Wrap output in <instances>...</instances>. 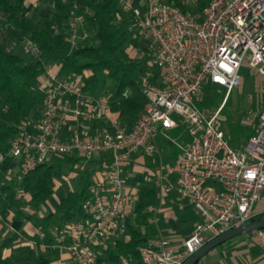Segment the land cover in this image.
<instances>
[{
  "label": "built area",
  "instance_id": "built-area-1",
  "mask_svg": "<svg viewBox=\"0 0 264 264\" xmlns=\"http://www.w3.org/2000/svg\"><path fill=\"white\" fill-rule=\"evenodd\" d=\"M65 2L66 0H62ZM129 28L150 39L136 58L147 55L148 69L140 77L149 104L131 126L110 117L106 96L83 90L81 77L61 79L50 67L41 86V117L24 126L10 142V154L21 158L26 174L50 156H76L89 160L102 156V169L93 174L90 195L81 203L84 217L39 231L54 247L68 254L67 264H97L100 255L124 236L128 217L138 200L137 189L123 177L130 155L156 152L154 137L173 128L178 120L189 124L192 141L173 166L158 173L154 183L164 194L176 188L181 199L201 216L192 232L178 244L160 233L138 247L142 264H183L209 240L251 221L259 214L256 203L264 189V99L254 134L242 147H233L218 122L217 110L205 115L197 107L205 82L226 89L242 85L241 69L260 78L264 94V0H118ZM182 6L188 7L183 10ZM190 6L191 9H190ZM70 41L77 44V24ZM24 46L36 57L32 40ZM77 123L66 130L69 121ZM103 120L101 127L89 124ZM4 157L0 156V163ZM173 175L174 183L167 180ZM33 243V242H32ZM33 246H37L33 243ZM41 246H44L41 244ZM120 255L116 264H133Z\"/></svg>",
  "mask_w": 264,
  "mask_h": 264
},
{
  "label": "trees",
  "instance_id": "trees-1",
  "mask_svg": "<svg viewBox=\"0 0 264 264\" xmlns=\"http://www.w3.org/2000/svg\"><path fill=\"white\" fill-rule=\"evenodd\" d=\"M170 1L179 3V0ZM197 2L196 8H201L209 0ZM78 17L83 18L76 25L83 37L73 45L71 25ZM129 23L118 0H39L38 5L30 0H0V156L4 157L0 164L18 159L10 154L11 140L24 126H32L40 119L41 86L50 67L58 68L61 79L85 74L83 90L93 97L106 96L111 113H118L125 125L131 126L146 110L149 101L141 91L140 77L148 69L155 72L156 69L146 65L147 55L136 58L132 54L133 49L144 50L145 44L143 36L131 30ZM26 40H32L39 51L31 62L25 61L14 48L24 45ZM101 79L108 82L107 86H98ZM226 92L216 107L220 108L217 118L222 114L218 122L229 144L242 147L254 134L257 115L249 126L242 123L243 113H224L229 101L228 97L225 99ZM201 111L211 115L216 110ZM177 120L173 128L161 131L178 146L168 158L169 167L193 138L189 124L179 117ZM78 159L50 156L26 174L22 173V166L15 173L8 166L0 169V221L4 227L9 223L19 226L18 233L11 231L0 238V264H52L59 260L60 251L52 239L49 236L40 239L38 233L70 220H81L84 217L81 203L90 195L88 180L96 169L103 168L102 156L86 162L81 170L86 184L78 190L57 182L55 173L64 176L66 169H73ZM18 160L23 163L21 158ZM132 184L137 189L138 200L133 214L126 219L124 236L100 255L97 264H116L122 254L128 255L133 264H142L138 247L155 235V226L151 224L150 228L147 218L160 205L158 186L153 176L135 178ZM54 195L57 196L55 208L39 215ZM261 218L264 213L252 220ZM28 222L34 228L32 232L23 228Z\"/></svg>",
  "mask_w": 264,
  "mask_h": 264
},
{
  "label": "rangeland",
  "instance_id": "rangeland-1",
  "mask_svg": "<svg viewBox=\"0 0 264 264\" xmlns=\"http://www.w3.org/2000/svg\"><path fill=\"white\" fill-rule=\"evenodd\" d=\"M32 2V0H31ZM35 5H38L39 0H35ZM34 5V3H33ZM192 6H190L191 9ZM143 36V35H142ZM143 43L145 45L150 44V39L147 37H143ZM15 51L20 54L25 61L31 62L35 60V56L31 54L30 51L26 49V47L21 44L19 46L14 47ZM134 54V50L132 52ZM149 57L147 56L146 59V65L148 64V59ZM241 74L243 75V83L242 86L240 87H235L233 88L228 94L226 92V89L223 87H220L218 85L212 84L210 82H205L203 85L202 93H201V99L202 102L197 103V107L199 109L206 108L209 110V112H214L216 109L218 103L221 101V98L223 97L224 93L226 92L225 99L228 97L229 101L227 103L226 109L224 113H232V114H242L244 115V118L242 120L243 124L251 126L254 123V119L258 113V109L260 105L263 102L264 99V94L261 93L260 88L258 87V78L254 76V74L251 73L249 68L243 67L241 69ZM86 75L83 74L81 76V81H85ZM108 82L106 83L105 80L101 79L98 86L99 87H104L107 86ZM224 99V100H225ZM223 100V101H224ZM225 102V101H224ZM223 105V104H222ZM215 111V112H216ZM214 112V113H215ZM222 117V114L219 115L218 119ZM219 121V120H218ZM225 129V128H224ZM177 143L171 138V137H166L163 134H159L157 138V148L160 154H153L152 156H146L145 157V164L148 165V168H150L153 172L156 173L157 168L159 166V169L162 165H167V155L169 156L172 154L176 149H177ZM163 157L162 163H160V157ZM83 159H78L77 163L73 167V169H66L67 174H64V176L60 175L59 173H55L56 179L58 180L57 182H65L68 184L71 188L78 190L81 186L86 184L84 175L82 174L81 170L79 169V166L84 164ZM166 167V166H165ZM19 167H17L15 170L18 171ZM129 170H126L125 172L123 171V177L131 181L133 178L132 176L129 175ZM167 170L162 171V173L166 172ZM158 174V172H157ZM171 182L174 181V178L172 175L168 177ZM93 177H90V183L92 182ZM90 186V184L88 183ZM159 197L161 200L162 194L159 192ZM167 195L164 196L166 198ZM262 197L264 198V193L262 194ZM56 201H57V196L54 195L50 200L49 204L45 205L43 209L39 212V215L45 214L47 211L51 210L52 208H55L56 206ZM153 210L154 208H150ZM160 211V210H158ZM154 213V210L153 212ZM160 218V215H151L147 218V222H150L149 227L151 228V224H154V221H157L156 219ZM155 225V224H154ZM17 228V226H15ZM264 231L262 230V234L260 236L257 235H250V234H245L242 235L241 237H235L226 241L225 243H222L221 245L215 247L212 249L207 256H204L199 264H209L210 261H212V258H217L216 260H225L226 254L229 253L228 250H231L232 248H237V245L242 244L245 242L247 246H255V248L262 246L264 249V238H263ZM250 235V236H249ZM244 248V247H241ZM229 263V259H227ZM215 261L213 260V263ZM232 264V263H229Z\"/></svg>",
  "mask_w": 264,
  "mask_h": 264
},
{
  "label": "crops",
  "instance_id": "crops-1",
  "mask_svg": "<svg viewBox=\"0 0 264 264\" xmlns=\"http://www.w3.org/2000/svg\"><path fill=\"white\" fill-rule=\"evenodd\" d=\"M34 1L35 0H32V3L35 4ZM255 77L258 78L257 81L260 80L258 76H255ZM242 83H243V80H242ZM110 117L119 118L118 113H115V112L114 113L110 112ZM77 123H80V125L82 124V122H76L74 120L69 121L68 124L66 125V130L77 125ZM93 123L94 125H97V127H101L104 125L105 122L103 120H100L97 122H89L90 125H92ZM159 134L164 135V133L159 131L154 137V142L156 145L155 153L157 154H160L157 148V138ZM171 155L172 154H170L169 156L167 155V158H169ZM144 157L145 156L142 155L140 152L133 153L130 155L129 161L124 165L123 171L125 172L126 170L130 168L129 175L133 177L131 181H129L128 179L124 177L128 185L134 186L132 183L135 178H146L147 176H150V177L153 176V179H156L157 172L161 173L162 171L169 168L168 166L169 162L167 161V165H162L160 169H159V166L156 167L157 171L155 173L150 168H148L147 164H145ZM159 157H160V163H162L163 157H161L160 155ZM18 159H14V162H9L10 164L9 163L0 164V169H3L6 166H8L10 172L15 173L17 171L15 169L17 167H19L20 169V167L22 166V163H20V160ZM168 177H170V175L166 177L167 180L170 181ZM173 178L175 181L176 177L173 176ZM174 181L173 182L170 181V182L174 183ZM263 193H264V189L261 192V198L259 202L256 203V211L259 212L260 215L264 213V198L262 197ZM165 195H167L166 198H164ZM157 214L160 215V218L157 217L156 219L157 221L153 222L155 224L154 225L155 231H156L155 235L157 233H160L164 237L169 238L171 244H178L183 238H185L192 232V230L194 229L195 223L201 220V216L198 213V211H196L195 208L192 205H190L186 200H183L180 198L179 193L176 190V188H172L170 191L162 194L160 205L154 209L153 215L155 216ZM15 225L17 226V228L15 227ZM23 228L28 232H32L34 229L32 224H30L29 222L24 224ZM11 231L18 233L19 226L17 224L9 223L7 224L6 227H4L0 221V238L4 237L8 232H11ZM261 234H262V229L260 232L252 233L251 235H254L257 237V235L260 236ZM241 236H238V237H241ZM263 238H264V234H263ZM245 242H243L240 245H237L238 246L237 248H232L231 250H228L229 253L226 254L225 260H221V259L216 260L217 258H212V261H210L209 264H229V263H232V264H264V249L262 248V246L255 248V246H247ZM241 247H244V248H241ZM208 253L205 254L204 256H207ZM227 259H229V263ZM67 260H68V254L66 252H60L59 260L52 264H67L68 263ZM200 260L196 264H199ZM213 260L215 261L214 263H213Z\"/></svg>",
  "mask_w": 264,
  "mask_h": 264
},
{
  "label": "water",
  "instance_id": "water-1",
  "mask_svg": "<svg viewBox=\"0 0 264 264\" xmlns=\"http://www.w3.org/2000/svg\"><path fill=\"white\" fill-rule=\"evenodd\" d=\"M261 229L264 230V218L248 221L237 228H233L215 238H212L208 241V243H205L196 252L186 258L183 264H196L205 254H207L215 247L221 245L222 243L232 238L235 239V237L241 235L249 233H258L261 231Z\"/></svg>",
  "mask_w": 264,
  "mask_h": 264
}]
</instances>
